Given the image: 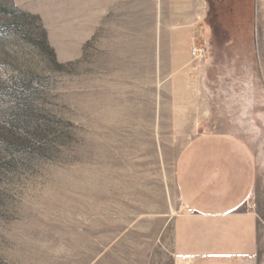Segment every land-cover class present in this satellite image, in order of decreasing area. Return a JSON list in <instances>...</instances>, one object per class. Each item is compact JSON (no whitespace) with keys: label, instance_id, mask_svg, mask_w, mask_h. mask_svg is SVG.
<instances>
[{"label":"rangeland","instance_id":"obj_1","mask_svg":"<svg viewBox=\"0 0 264 264\" xmlns=\"http://www.w3.org/2000/svg\"><path fill=\"white\" fill-rule=\"evenodd\" d=\"M229 2L0 0V264H177L202 131L251 147L264 264V0Z\"/></svg>","mask_w":264,"mask_h":264},{"label":"crops","instance_id":"obj_2","mask_svg":"<svg viewBox=\"0 0 264 264\" xmlns=\"http://www.w3.org/2000/svg\"><path fill=\"white\" fill-rule=\"evenodd\" d=\"M252 7L254 0H241ZM209 16L229 11V0H205ZM233 10V7H232ZM181 208L173 218L177 264H251L258 250L257 220L249 199L256 161L239 135L202 131L175 157Z\"/></svg>","mask_w":264,"mask_h":264},{"label":"built area","instance_id":"obj_3","mask_svg":"<svg viewBox=\"0 0 264 264\" xmlns=\"http://www.w3.org/2000/svg\"><path fill=\"white\" fill-rule=\"evenodd\" d=\"M206 54L205 47L201 45L193 46L191 55L194 57V59L202 58Z\"/></svg>","mask_w":264,"mask_h":264},{"label":"bare ground","instance_id":"obj_4","mask_svg":"<svg viewBox=\"0 0 264 264\" xmlns=\"http://www.w3.org/2000/svg\"><path fill=\"white\" fill-rule=\"evenodd\" d=\"M262 1V0H261Z\"/></svg>","mask_w":264,"mask_h":264}]
</instances>
